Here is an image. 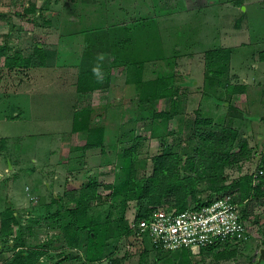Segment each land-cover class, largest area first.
Masks as SVG:
<instances>
[{
    "label": "rangeland",
    "instance_id": "1",
    "mask_svg": "<svg viewBox=\"0 0 264 264\" xmlns=\"http://www.w3.org/2000/svg\"><path fill=\"white\" fill-rule=\"evenodd\" d=\"M0 46V264L48 239L51 248L35 264H79L74 250H63L60 219L49 212L65 211L74 190L94 178L101 194L89 204H111L117 214L120 194L111 197L105 185L124 179L127 145L136 146L140 178L152 174L155 155L176 153L179 173L196 177L201 198L215 194L208 176L218 167L194 133L195 117H212L202 130L235 127L252 147L249 158L224 167L225 181L256 169L264 151V108L254 100L253 118L229 87L245 82L241 71L253 69V54H264V0H0ZM219 48L230 49L226 61L207 57ZM16 52L31 57V65H5ZM215 60L224 61L222 71L212 67ZM88 71L98 72V86L79 90L91 82L79 81ZM158 77L164 96L156 95ZM262 188L245 199L249 236L220 244L234 256L218 258L216 248L158 251L147 238L125 234L113 254L91 264L114 257L140 264L146 252V264H254L264 246V181ZM173 204L170 195L162 203ZM137 209L130 200L126 216L134 218ZM11 211L19 222L10 218L7 226Z\"/></svg>",
    "mask_w": 264,
    "mask_h": 264
},
{
    "label": "trees",
    "instance_id": "2",
    "mask_svg": "<svg viewBox=\"0 0 264 264\" xmlns=\"http://www.w3.org/2000/svg\"><path fill=\"white\" fill-rule=\"evenodd\" d=\"M1 48V46H0ZM36 52H41L42 49L38 45L36 46ZM0 49V54H2ZM263 53V52H262ZM207 57L213 58L215 54L219 58L228 59L230 56V49L219 48L207 50ZM41 56V54H39ZM44 57L41 56V62ZM222 59V60H223ZM215 60L212 64L214 70L222 71L224 61ZM5 65L9 67L14 66H29L32 63L31 57H26L19 52L12 55H6ZM98 76L97 71L85 72L79 81L84 78L88 79L90 84L84 85L79 83V90L93 89L98 86L95 78ZM83 78V79H81ZM158 91L157 96H164L167 92V87L164 84V80L158 77L155 81ZM234 92H243L246 89L245 83H236L229 86ZM161 90H160V89ZM157 115H168L165 111H159ZM213 123L212 117L201 116L195 117L193 120V130L194 133L199 132L202 136L203 143L207 145L210 149V154L212 157L213 165L218 167V172H211L208 178L210 183H208L211 191L214 192H231L238 191L239 196H235L236 200L246 204L248 197L255 191L257 194H262V181H264V151L260 154V158L255 164L256 169H250L245 173H241L238 177L232 179L231 181H225L224 167L231 164L232 162L239 161L243 156L245 158L250 157L252 152V147L249 145L246 138L241 137L238 130L233 126H222L217 129H203ZM77 129V128H76ZM93 147L94 144H86L84 147ZM93 145V146H92ZM238 146L239 150L233 152L232 149ZM136 151L135 145H127L122 150V165L125 176L124 179L120 181L118 185H113L107 183L105 187L110 190V194L115 195L120 194L119 199V211L117 214L113 212L111 204L100 207L96 205H90V201L95 199L101 194L97 180L94 178H89L87 181L82 183V186L75 189L74 204L67 206L65 211L57 209L55 211L49 212L50 217L59 218L61 237L64 243L63 250L65 248L68 250H74V257L79 262V264H91L95 261L104 259L105 257L113 254L118 246L121 236L135 235L134 231L130 226V219L126 216V209L130 200H136L138 209L135 214V218H139L148 214L152 209L162 205L168 195L173 196L174 204L173 206L176 210H180L186 207L190 202L196 206L207 203L212 199V195H208L206 198H201L197 196V189L195 187L196 177L192 174L181 175L178 170L181 160L179 156L175 153L173 157L164 153H158L153 157L154 167L153 172L150 175L144 176L142 178L137 176L136 169L134 166V157ZM190 167L193 168L194 163L189 162ZM239 168L242 165L238 166ZM262 169V173H258L255 176V172L258 169ZM260 177V178H258ZM258 178L260 182L254 185L253 181ZM216 179H219L216 180ZM112 189V190H111ZM234 193V192H232ZM58 198V197H57ZM61 198V196H59ZM56 199V198H55ZM191 199L193 201H191ZM190 200V201H189ZM54 201V200H53ZM51 202L47 204L50 209ZM96 207V208H95ZM246 205L243 209L245 216ZM11 211L6 220L5 225L8 226L9 219L11 218L13 223H18L19 220L17 216ZM12 224V223H11ZM85 231V232H84ZM53 239H48L44 241L41 246H35L32 248L21 249L13 254L11 264H35L40 257L47 253L51 248L50 242ZM23 242V241H22ZM17 245L24 246V243H16ZM220 241L211 243L207 246L202 247L205 250H213L216 248L218 251L216 256L218 258H229L235 255L236 250H227L225 247L220 248ZM161 251V250H158ZM191 252L190 249L184 248V253ZM147 253V252H146ZM144 253L143 258L140 260V264H146L147 254ZM61 258L64 256L60 255ZM120 258L110 259L111 264H118ZM263 260V259H262ZM261 260V261H262ZM260 262V261H259ZM259 262L254 264H259Z\"/></svg>",
    "mask_w": 264,
    "mask_h": 264
},
{
    "label": "built area",
    "instance_id": "3",
    "mask_svg": "<svg viewBox=\"0 0 264 264\" xmlns=\"http://www.w3.org/2000/svg\"><path fill=\"white\" fill-rule=\"evenodd\" d=\"M262 172L258 169L255 176ZM245 205L232 192H215L210 201L200 206L190 202L176 210L173 205H160L129 221L135 235L147 238L156 250L188 248L195 252L211 243L237 242L249 236Z\"/></svg>",
    "mask_w": 264,
    "mask_h": 264
},
{
    "label": "crops",
    "instance_id": "4",
    "mask_svg": "<svg viewBox=\"0 0 264 264\" xmlns=\"http://www.w3.org/2000/svg\"><path fill=\"white\" fill-rule=\"evenodd\" d=\"M253 58L257 59V61H255L252 64L253 69L250 70L248 73L241 71L247 77L245 78V82H244L246 85L245 91L235 92V94L233 93L232 95H235V96L238 95V97L241 96L239 97V99L242 98V100L244 101L248 109V112L251 114L253 118H256L255 113L252 112V106H253L254 100H256L257 103L261 104L260 107L264 108V54L255 53L253 54ZM260 70L262 71L261 73H260ZM75 91L76 93L78 92L83 93V91H78L77 89H75ZM263 117H264L263 114H261L259 116V119H263ZM75 131L77 130L72 129L69 132V134L71 135V133H74ZM262 135H264V133H262Z\"/></svg>",
    "mask_w": 264,
    "mask_h": 264
},
{
    "label": "water",
    "instance_id": "5",
    "mask_svg": "<svg viewBox=\"0 0 264 264\" xmlns=\"http://www.w3.org/2000/svg\"><path fill=\"white\" fill-rule=\"evenodd\" d=\"M262 259H264V246L260 248V254H259V257H258L257 263H258L259 261H261Z\"/></svg>",
    "mask_w": 264,
    "mask_h": 264
}]
</instances>
